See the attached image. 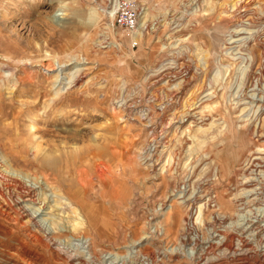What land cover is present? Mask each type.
Instances as JSON below:
<instances>
[{"label": "rangeland", "instance_id": "obj_1", "mask_svg": "<svg viewBox=\"0 0 264 264\" xmlns=\"http://www.w3.org/2000/svg\"><path fill=\"white\" fill-rule=\"evenodd\" d=\"M263 118L264 0H0V165L64 248L6 224L0 264H264Z\"/></svg>", "mask_w": 264, "mask_h": 264}, {"label": "bare ground", "instance_id": "obj_2", "mask_svg": "<svg viewBox=\"0 0 264 264\" xmlns=\"http://www.w3.org/2000/svg\"><path fill=\"white\" fill-rule=\"evenodd\" d=\"M116 7H114L113 11H110L108 14L110 15L111 18L114 17L115 15V12H116ZM144 18V17H143ZM146 20V19H145ZM111 25H108V29H110ZM136 31V30H135ZM134 31V32H135ZM133 33V32H132ZM140 38V33L136 32V33H133V39L134 40H139ZM258 56H260L258 53H257ZM232 59L235 61V57H232ZM247 59V58H245ZM258 59V57H257ZM240 65V64H239ZM241 66V65H240ZM238 67V66H237ZM236 69V68H235ZM234 69V64H230L228 70H230L231 72L235 70ZM243 73L241 74L242 77L245 79V74L246 73V69L247 67L245 66L243 68ZM240 71V70H239ZM228 73V72H227ZM243 80V79H242ZM245 80H243L244 82ZM242 83V81H241ZM240 85V84H239ZM243 85V83H242ZM242 85H240V87H242ZM260 129L263 130L264 129V118L260 121ZM1 148V147H0ZM2 150V149H1ZM260 151H262L261 149H258ZM264 151V149H263ZM41 154V153H40ZM5 155V153H4ZM13 156V155H12ZM43 156H45L46 158V154H43ZM5 157V156H4ZM38 157H39V154H38ZM6 159L5 160V168L3 167V165H0V233L2 234H6V237H8L7 235L11 234L10 230L6 224H8V226L10 224H14L16 225V228L17 227H20V228H25V227H30V226H33L32 228L33 229H36V228H39L41 231L44 232L45 234V237H46V240H41L39 238V236H37L35 233H29L27 236H29L30 238H32V241L35 240V242L37 241L40 245L42 246H45L47 247L49 244L54 247L57 245L56 248H54L56 251H64V248L62 249L59 244H57V240L56 238L53 239L52 237H49L51 235V232L54 230V227H55V222L52 224H50L49 226V229H46L44 228V225L42 224V222H38L37 221V216H36V212H32L30 213V211L28 210L27 208V203L28 202H32V203H35L34 200L32 199L33 197H35V189L31 186H29L28 184H26L24 182V179L21 178L19 176L20 173L24 172H20L18 170H16L12 165L14 164H10L9 163V159L8 157L7 158H4ZM13 159V158H12ZM170 159V158H169ZM23 174V173H22ZM27 175V174H26ZM23 176V175H22ZM26 177V176H25ZM37 179V178H36ZM32 194H34V196H32ZM69 196V195H67ZM80 207V206H79ZM170 208L173 209V205L171 204L170 205ZM204 206L203 205H199L197 206L196 208V214L198 215L197 218H196V223H200V224H203V214H204ZM172 210H168L165 212V214H170ZM81 212V211H80ZM75 219L73 222L69 223L68 224H62V228L64 230H68L69 232H71V234H81V233H84L86 231V227H85V224L83 222V220L81 219V217H79L78 213L75 212ZM208 218V217H207ZM54 221V219H53ZM47 222V221H46ZM252 223V222H250ZM205 225V224H204ZM12 227V225H10ZM14 227V226H13ZM7 228V229H6ZM9 229V230H8ZM12 229V228H11ZM32 230V229H31ZM30 230V231H31ZM61 230V229H60ZM221 231V230H220ZM220 231L217 230V233H219ZM260 232V231H259ZM220 234V233H219ZM222 234V233H221ZM80 236V235H79ZM72 238V237H71ZM74 238V237H73ZM67 240V239H66ZM66 240H64L65 242L64 243H70V242H67ZM231 241L233 240L230 239ZM62 241V240H60ZM247 241V240H246ZM259 241V240H257ZM34 242V243H35ZM88 242V241H86ZM250 243V241H248ZM246 242V243H248ZM37 243V244H38ZM46 243H49L48 245ZM75 243V242H74ZM245 243V242H244ZM253 243V242H252ZM73 244V243H72ZM233 244V243H232ZM87 245V244H85ZM228 245V244H227ZM244 245V244H243ZM71 246V245H69ZM242 246V245H240ZM50 247V246H49ZM47 247V248H49ZM196 246L194 245V248L192 249V251H196L197 249L195 248ZM232 247V245H231ZM230 247V248H231ZM68 248V247H67ZM179 246H176L174 250L178 249ZM229 248V247H227ZM246 247H244L245 249ZM66 249V248H65ZM86 249H90V246L88 245L86 247ZM92 249V248H91ZM251 248L249 249H246L247 250H250ZM173 250V251H174ZM208 251V249H205ZM241 250V249H240ZM260 250V249H259ZM246 251L244 253H246ZM66 252V251H65ZM70 252V251H69ZM138 252V251H137ZM243 252V251H242ZM251 252V251H249ZM261 254L260 256L263 257L264 259V249H261ZM208 254V253H207ZM243 254V253H242ZM88 255L90 256V261L89 262H82V263H79V264H108V263H102V261L95 257L96 255H92L91 253V250L88 251ZM195 256V255H194ZM240 256V254H239ZM30 257V256H28ZM156 257V255H155ZM150 258V257H149ZM148 257L146 259L147 262H152V264H161L160 261H158L157 259H149ZM158 258V257H157ZM144 259V260H145ZM161 260V259H160ZM263 261V260H262ZM208 263V262H207ZM206 262L204 264H207ZM29 264V263H28ZM111 264V263H110ZM122 264H126L124 262H122ZM261 264V263H260Z\"/></svg>", "mask_w": 264, "mask_h": 264}, {"label": "built area", "instance_id": "obj_3", "mask_svg": "<svg viewBox=\"0 0 264 264\" xmlns=\"http://www.w3.org/2000/svg\"><path fill=\"white\" fill-rule=\"evenodd\" d=\"M141 16L142 10L139 7L123 4L120 5L114 19L118 27L127 32H134L139 25Z\"/></svg>", "mask_w": 264, "mask_h": 264}]
</instances>
